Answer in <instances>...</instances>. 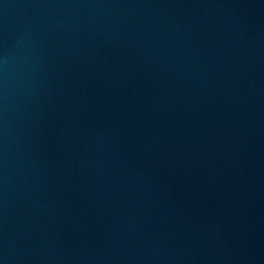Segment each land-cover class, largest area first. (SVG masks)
<instances>
[{
  "label": "water",
  "instance_id": "1",
  "mask_svg": "<svg viewBox=\"0 0 264 264\" xmlns=\"http://www.w3.org/2000/svg\"><path fill=\"white\" fill-rule=\"evenodd\" d=\"M0 264H264V0H0Z\"/></svg>",
  "mask_w": 264,
  "mask_h": 264
}]
</instances>
